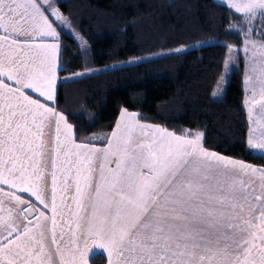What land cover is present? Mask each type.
I'll return each instance as SVG.
<instances>
[{
    "label": "snow or ice",
    "instance_id": "6c2138e0",
    "mask_svg": "<svg viewBox=\"0 0 264 264\" xmlns=\"http://www.w3.org/2000/svg\"><path fill=\"white\" fill-rule=\"evenodd\" d=\"M224 6L252 52L245 144L264 158V0ZM65 22L53 0H0V264H87L90 248L108 264H264V167L127 110L105 147L75 142L53 106Z\"/></svg>",
    "mask_w": 264,
    "mask_h": 264
},
{
    "label": "trees",
    "instance_id": "16d2710c",
    "mask_svg": "<svg viewBox=\"0 0 264 264\" xmlns=\"http://www.w3.org/2000/svg\"><path fill=\"white\" fill-rule=\"evenodd\" d=\"M54 2L67 17L61 25L56 107L73 126L76 139L90 137L103 145L124 108L178 135L201 132L206 149L264 166V158L250 155L245 144L249 126L241 57L223 94L212 95L223 72L225 45L242 43L230 27L240 14L230 17L216 0ZM200 41L211 42L175 52ZM134 57L144 58L97 70ZM90 263L104 264L103 256Z\"/></svg>",
    "mask_w": 264,
    "mask_h": 264
},
{
    "label": "rangeland",
    "instance_id": "374dc122",
    "mask_svg": "<svg viewBox=\"0 0 264 264\" xmlns=\"http://www.w3.org/2000/svg\"><path fill=\"white\" fill-rule=\"evenodd\" d=\"M216 1L220 2L224 5L226 4V0H216ZM249 27H251V25H249ZM235 29L238 31L239 35L242 37V43L240 45H231L232 46L231 50L227 49L224 66H225V63L227 62L229 65V69L227 70V75H225L226 69H225V67L223 68V72H222L221 76L219 77L218 82H217V84L214 88V91L212 93L213 97H215V98H219L223 94L232 67L239 64V61L237 60L238 57L242 58V63H243V69H242L243 92L244 93L251 92L249 85L245 82V76H246V73L249 71L250 64L252 63V61L250 59V57H252V52L251 51L245 52L243 50L244 49V41L247 39V37L243 33L240 32L238 26ZM251 39L256 41L257 44H259L261 42L259 32L252 34ZM210 42L211 41H200V42H196V43H193V44H190L187 46L179 47L177 49H180V51H183V50H187V49L194 48V47H200V46L208 44ZM175 52H178V51H175ZM143 58L144 57L128 58V59H125V60H122L119 62L108 64V65L104 66L103 68H97V70L117 68V67H121V66L130 65V64L141 61ZM78 75H80V74H77V76ZM73 76H75V75L74 74L68 75V77H73Z\"/></svg>",
    "mask_w": 264,
    "mask_h": 264
},
{
    "label": "crops",
    "instance_id": "0c3cea01",
    "mask_svg": "<svg viewBox=\"0 0 264 264\" xmlns=\"http://www.w3.org/2000/svg\"><path fill=\"white\" fill-rule=\"evenodd\" d=\"M53 6H54V7H57V6L55 5L54 0H53ZM57 8H58V7H57ZM59 11H60V9H59ZM60 12H61V11H60ZM58 22H60V21H57V24H58ZM58 31H59V30H58ZM44 39H46V40L49 41V42L52 41V38H51V37H45ZM59 43H60V45H61L60 37H59ZM60 49H61V47H60ZM59 56H60V54H59ZM59 68H60V65H59V61H58V66H57V76H58V80H57V91H58L59 80H61V78H60V76H59ZM251 95H252V92H246V93L243 92V106H244V109H245V111H246V115H247L248 105L245 103V101H246V99H248L249 97H251ZM53 106H56V105H53ZM57 110H58V109H57ZM124 110H126V109H124V108H123V109H120V111H119V113H118V115H117V118H116V120H115V122H114V124H113L112 129L109 131V133H108V135H107V138L110 137L111 133L115 130V126H116V124L118 123L119 118H120V116H121V113H122ZM58 111H59V110H58ZM127 111H128V110H127ZM128 112H129V113H135V112H132V111H128ZM135 114H136V113H135ZM136 116H137V114H136ZM137 119H138L139 123H141V124H144V125H151V126H153V127H160V128L167 129L165 126H163V125H161V124H154V123L144 122V121L140 120V119L138 118V116H137ZM247 121H248V126H249V127H248V132H247V134H248L250 128L252 127L251 121H250V119L248 118V116H247ZM68 123H69V122H68ZM69 124H70V123H69ZM167 130L170 131V132H172V131L169 130V129H167ZM73 135H74V138H75V142L78 143V144H80V143H90L91 145H94V146H96V147H101V148L106 146L107 138H106L104 144H103V145H100V144H99V139H98V140H96V139H94V138H91V139H90V137H88V138H83V139H76L74 131H73ZM176 135H178V134H176ZM202 142H203V141H202ZM207 150H208V149H207ZM208 151H210V152H214V151H211V150H208ZM215 153H217V152H215ZM217 154H220V153H217ZM220 155H222V154H220ZM224 156H225V155H224ZM227 157H228V156H227ZM229 158H232V157H229ZM233 159H237V158H233ZM237 160H240V159H237ZM242 161H243V160H242ZM243 162H245V163H247V164H250V165H252V166H254V167H258V168L264 167V166H258V165H255V164H252V163H249V162H246V161H243ZM93 251L102 252V253H103L102 256H103V259H104V264H108V262H107V253H106L104 250L99 249V248H90L89 253H88V255L86 256L87 264H91V263H90V260H91V258H92L91 253H92Z\"/></svg>",
    "mask_w": 264,
    "mask_h": 264
}]
</instances>
